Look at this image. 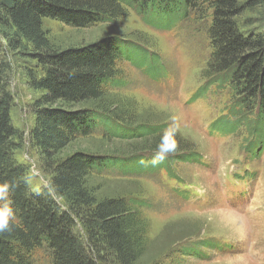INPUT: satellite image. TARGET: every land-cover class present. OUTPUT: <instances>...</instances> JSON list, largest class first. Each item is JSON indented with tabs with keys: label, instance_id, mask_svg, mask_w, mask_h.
I'll use <instances>...</instances> for the list:
<instances>
[{
	"label": "trees",
	"instance_id": "trees-1",
	"mask_svg": "<svg viewBox=\"0 0 264 264\" xmlns=\"http://www.w3.org/2000/svg\"><path fill=\"white\" fill-rule=\"evenodd\" d=\"M128 11L159 31H169L190 16L206 20L211 79L194 96H204L211 87L227 88L231 104L209 132L232 135L243 127L248 135L245 154L250 161L261 157L264 0H0V184H9L13 210L9 229L0 233V264H34L37 251L50 264H184L189 257H203L201 249H217L178 240L157 259L144 261L149 240L140 209H147L146 204L107 196L91 184L96 175L141 176L144 168L174 178L176 164H195L200 157H183L186 147L179 140L158 165L72 149L99 130L103 141L136 142L141 146L136 151L148 149L145 155L153 158L163 134V126L138 120L134 103H123L112 93L122 80L118 66L139 54L134 41L108 36L59 49L43 29L47 19L76 29L113 24ZM256 11L257 18H244ZM8 54L37 93L29 106L33 120L27 139L48 178L47 187L39 190L29 186L30 166L18 160L26 138L12 119L14 66ZM154 65L148 63L147 69Z\"/></svg>",
	"mask_w": 264,
	"mask_h": 264
},
{
	"label": "rangeland",
	"instance_id": "rangeland-1",
	"mask_svg": "<svg viewBox=\"0 0 264 264\" xmlns=\"http://www.w3.org/2000/svg\"><path fill=\"white\" fill-rule=\"evenodd\" d=\"M258 11L244 18H257ZM43 29L59 49L86 46L108 36L134 41L139 54L118 66L122 80L112 93L123 103H134L138 120L163 126L164 131L174 127L175 139L186 147L183 157L200 156L198 163L176 164L172 168L174 178L148 168L141 176L107 172L92 178L91 184L101 189L100 193L128 196L146 204L147 209H140L149 240L144 261L157 259L164 248L181 240L184 245L203 242L217 248L201 249L203 257H189L184 264H264V150L259 159L250 161L252 158L245 154L248 135L243 127L232 135L209 132L210 125L226 114L231 104L227 88L211 87L204 96L195 97L211 79L206 20L190 16L169 31H159L128 11L124 19L113 24L76 29L47 19ZM8 59L14 66L9 84L14 103L12 119L26 138L18 160L30 166L29 186L39 190L47 187L48 178L27 139L33 120L29 106L37 93L23 81L17 60L9 54ZM148 63L155 65L148 70ZM102 135L98 130L72 149L123 160L153 159L145 155L151 152L148 149L136 151V146L141 148L136 142H107ZM232 219L242 222L241 233L239 224L232 230ZM34 264L50 262L43 251H37Z\"/></svg>",
	"mask_w": 264,
	"mask_h": 264
},
{
	"label": "clouds",
	"instance_id": "clouds-1",
	"mask_svg": "<svg viewBox=\"0 0 264 264\" xmlns=\"http://www.w3.org/2000/svg\"><path fill=\"white\" fill-rule=\"evenodd\" d=\"M176 129L169 127L165 129L160 137L159 143L156 146V151L153 155L152 163L163 161L168 154L176 150ZM10 186L8 183L0 184V233L6 231L10 227V220L13 216V210L9 201Z\"/></svg>",
	"mask_w": 264,
	"mask_h": 264
},
{
	"label": "bare ground",
	"instance_id": "bare-ground-1",
	"mask_svg": "<svg viewBox=\"0 0 264 264\" xmlns=\"http://www.w3.org/2000/svg\"><path fill=\"white\" fill-rule=\"evenodd\" d=\"M225 218V217H224ZM227 219V218H226ZM235 220V219H234ZM233 219H232V223H229V224H232L231 226H233V228H232V230H234V227L237 225V224H239V225H237L238 226V228H239V231H240V233L242 232V222H239V223H234L235 221H234ZM231 221V220H230ZM228 223V222H227ZM244 223V222H243ZM227 225V224H226ZM231 230V231H232Z\"/></svg>",
	"mask_w": 264,
	"mask_h": 264
}]
</instances>
